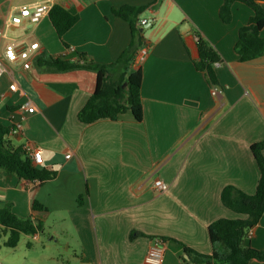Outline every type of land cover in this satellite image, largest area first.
I'll list each match as a JSON object with an SVG mask.
<instances>
[{
  "label": "crops",
  "instance_id": "0c3cea01",
  "mask_svg": "<svg viewBox=\"0 0 264 264\" xmlns=\"http://www.w3.org/2000/svg\"><path fill=\"white\" fill-rule=\"evenodd\" d=\"M41 1L73 9L80 18L63 36L66 48L48 16L5 30L0 62L9 73L0 78V124L22 120L20 134L8 140L20 148L38 147L40 167L56 173L37 186L0 171V208L9 203L17 217L42 223L47 215L61 217L68 239H76L73 264H144L152 238L169 239L163 241L162 264H182L183 247L211 255L208 225L244 218L222 206V189L232 185L253 194L260 178L250 146L264 141V55L240 63L233 50L252 11L235 2L226 25L218 15L224 0H160L140 16L147 21V55L139 66L142 121L125 113L114 122L83 125L77 114L96 87V74L57 72L35 64L37 59L75 61L85 54L87 61L110 65L131 40L128 22L112 10L155 0H0V27L19 7ZM254 1L264 9V0ZM259 34L264 38V29ZM198 35L221 58L214 68L218 96L192 63L198 59ZM7 41L18 50L38 43L29 70L6 63ZM23 106L34 112L25 113ZM156 180L166 191L154 188ZM33 201L45 211L34 210ZM252 229L244 244L264 251V214ZM132 232L144 236L131 240ZM32 236L37 240L40 234Z\"/></svg>",
  "mask_w": 264,
  "mask_h": 264
},
{
  "label": "trees",
  "instance_id": "16d2710c",
  "mask_svg": "<svg viewBox=\"0 0 264 264\" xmlns=\"http://www.w3.org/2000/svg\"><path fill=\"white\" fill-rule=\"evenodd\" d=\"M160 0L147 5L131 7L125 5L112 10L114 17L128 22L131 34L129 45L122 51L118 59L110 65L97 64L87 61L85 54H79L77 60L69 61L63 58L42 57L36 63L57 72H70L85 69L96 74V87L90 95L86 105L79 110L77 119L83 125H90L99 120L117 121L118 118L130 113L135 121L141 122L143 106L140 96L142 74L141 69L135 66L137 52L143 48L144 28L138 25L140 16L149 9H154ZM241 2L252 11L248 23L238 29V38L234 52L240 63L250 62L264 55V38L260 31L264 29V9L254 0H224L218 10L222 23L230 24L232 20L231 5ZM49 22L61 44L66 48L63 36L79 21V14L73 10H66L59 5H52L48 13ZM198 59L193 60L195 71L202 73L211 87L218 88L214 73L215 63L220 64L221 58L214 47L203 37L197 36ZM9 127L0 124V171L15 176L18 181L37 182L41 186L54 178L55 171L35 165L27 156L23 148L14 146L9 140ZM250 151L254 157L260 178L257 181L255 192L247 194L232 185L225 186L220 194L223 207L236 215L244 216L239 219H219L207 227L212 254L204 255L183 247L182 258L189 264H249L252 260L264 263V251H257L244 244L246 234L250 228L258 225L264 214V141L253 143ZM36 211L45 209L32 202ZM43 232V223L31 218H19L11 209L9 203L0 208V237L6 236L4 247L14 249L22 235H38ZM144 236L132 232L130 239ZM162 241L169 240L166 238Z\"/></svg>",
  "mask_w": 264,
  "mask_h": 264
},
{
  "label": "built area",
  "instance_id": "2783aa9c",
  "mask_svg": "<svg viewBox=\"0 0 264 264\" xmlns=\"http://www.w3.org/2000/svg\"><path fill=\"white\" fill-rule=\"evenodd\" d=\"M51 9L50 4L48 1H41L32 8H29L27 6L19 7L17 10H15L14 13L10 15L8 19L5 20L3 27H0V38L7 39L5 30L13 27V26H19L22 25L23 22H28L31 25L37 24L41 19H44L48 16V13ZM147 23L146 20H141L140 23H138L139 26L144 28L145 24ZM196 42L198 40V37L196 38ZM39 46L38 43H31L29 46L22 48L21 50L16 48V45L12 41H7V43L4 44L3 47V56L6 61V63H16L18 62L22 70H29L33 61L35 53L38 51ZM147 55V48L144 46L141 48L135 57V66H140L145 57ZM220 64L215 63V66H219ZM9 73V70L6 68L4 64L0 62V78L3 74ZM16 88L15 83L11 84L9 86V89L14 91ZM221 90L216 87H212L211 94L213 96L220 95ZM23 110L27 114H32L34 112L33 107H26L23 106ZM22 130V120L20 121H12V124L9 127V135H19ZM24 153L29 156V158L32 160V162L37 165L41 166L42 164V157H41V150L38 149V147L27 144L23 148ZM69 156H66L68 158ZM34 183H37L36 181ZM154 188L159 192H164L167 189V185L162 182L161 180H156L154 182ZM253 235V229L250 228L246 234L245 239H250ZM163 241L161 239H154L151 243L145 259L144 264H162L163 262V255H164V249H163ZM182 264H189L187 261H183Z\"/></svg>",
  "mask_w": 264,
  "mask_h": 264
},
{
  "label": "rangeland",
  "instance_id": "374dc122",
  "mask_svg": "<svg viewBox=\"0 0 264 264\" xmlns=\"http://www.w3.org/2000/svg\"><path fill=\"white\" fill-rule=\"evenodd\" d=\"M67 222L63 223L61 217L51 214L43 221V232L40 233L39 239L31 235H23L18 245L12 249L3 246L6 236L0 237V264H60L57 260L71 259V264L76 262L73 257L72 248L77 250L76 239H68L66 230ZM70 230V229H69ZM71 234L72 231L70 230ZM30 246H27V243ZM71 248L67 249V246ZM78 255L79 251L77 250Z\"/></svg>",
  "mask_w": 264,
  "mask_h": 264
},
{
  "label": "water",
  "instance_id": "95a60500",
  "mask_svg": "<svg viewBox=\"0 0 264 264\" xmlns=\"http://www.w3.org/2000/svg\"><path fill=\"white\" fill-rule=\"evenodd\" d=\"M184 259H187V260H188V257L185 255V256H184Z\"/></svg>",
  "mask_w": 264,
  "mask_h": 264
}]
</instances>
